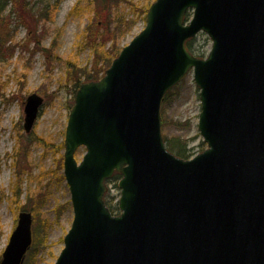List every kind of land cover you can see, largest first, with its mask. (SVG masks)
Here are the masks:
<instances>
[{
    "label": "water",
    "instance_id": "obj_1",
    "mask_svg": "<svg viewBox=\"0 0 264 264\" xmlns=\"http://www.w3.org/2000/svg\"><path fill=\"white\" fill-rule=\"evenodd\" d=\"M201 32L206 58L186 47ZM191 70L207 149L183 159L167 149L161 106ZM43 102L27 98V133ZM116 172L113 215L104 197ZM64 175L74 219L55 264H264V0L153 2L105 75L78 89ZM32 228L22 211L0 264H23Z\"/></svg>",
    "mask_w": 264,
    "mask_h": 264
},
{
    "label": "rangeland",
    "instance_id": "obj_2",
    "mask_svg": "<svg viewBox=\"0 0 264 264\" xmlns=\"http://www.w3.org/2000/svg\"><path fill=\"white\" fill-rule=\"evenodd\" d=\"M12 1L3 12L0 2V25L10 30L8 44L0 46V260L19 214L30 211L33 243L38 238V244H32L23 264H55L74 219L63 163L77 82H87L80 70H94V44L107 52L128 45L146 26L155 0ZM55 2L51 20L39 21L44 5ZM192 40L195 54L207 56L213 44L209 35L201 32ZM170 93L162 105L163 136L189 141L197 154L204 141L198 128L202 103L194 72ZM32 94L44 102L27 133L25 105ZM84 154L85 148H80L76 159L80 162ZM118 182L111 179L106 192L114 205L121 196Z\"/></svg>",
    "mask_w": 264,
    "mask_h": 264
},
{
    "label": "trees",
    "instance_id": "obj_3",
    "mask_svg": "<svg viewBox=\"0 0 264 264\" xmlns=\"http://www.w3.org/2000/svg\"><path fill=\"white\" fill-rule=\"evenodd\" d=\"M62 1V0H61ZM2 7H1V11H5L6 6L13 4L12 0H0ZM59 4V0L57 1ZM57 2H55L54 4L52 3H47L44 5L43 10L40 11V13L38 14V18L39 21H49L52 18L53 14H56V4ZM191 17V13H188L186 16V21H188ZM10 30L9 29H4L2 30V27L0 25V46L1 47H5L6 44H8L9 42V38H10ZM5 38V39H3ZM193 42V40H189L187 42V47L188 49L195 54V52L192 50V45L191 43ZM0 47V48H1ZM94 50L96 51L95 53V59H94V70L93 71H87V69H82L80 70V76H84V79H87V81H95V80H99L105 73L106 69L112 64L113 60L119 55L120 51H114V50H109L104 51L102 50L104 46H100V45H93ZM196 55V54H195ZM199 57H204L203 54L202 55H197ZM74 75V74H73ZM81 79V78H80ZM79 79V80H80ZM81 81V80H80ZM81 85V82H77V86L76 88L78 89ZM171 92V91H170ZM168 93L165 101H167L171 95V93ZM163 112V116H164V110ZM165 141H166V145L168 147V149L174 153L175 155H177L178 157H181L183 159H189L191 157H193L195 154L193 153V148L190 146V142L189 141H185L182 140L180 138L177 137H173V138H169V137H165ZM201 147H203L201 151H203L205 149V143L201 142L200 143ZM121 178V174L116 173L112 180L118 181ZM106 203L108 205V207L110 208V210L115 214L116 212H118V207L117 205L113 204L112 200H107L106 199ZM37 238V236H36ZM40 240V239H39ZM41 242V240H40ZM38 244V238L35 240V242L33 243V245Z\"/></svg>",
    "mask_w": 264,
    "mask_h": 264
}]
</instances>
